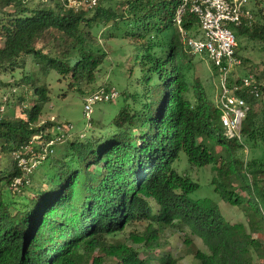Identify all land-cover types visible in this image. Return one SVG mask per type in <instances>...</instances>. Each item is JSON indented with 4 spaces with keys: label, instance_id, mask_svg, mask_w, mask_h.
Listing matches in <instances>:
<instances>
[{
    "label": "trees",
    "instance_id": "trees-1",
    "mask_svg": "<svg viewBox=\"0 0 264 264\" xmlns=\"http://www.w3.org/2000/svg\"><path fill=\"white\" fill-rule=\"evenodd\" d=\"M253 2L252 22L243 18L230 26L237 39L264 46V0ZM182 3L101 0L75 9L67 0H0V75L12 78L0 80L8 89L0 111V264H103L99 249L115 264H178L182 257L157 249L164 245L161 231L180 226L202 239L206 249L194 253L200 264H257L261 248L253 234L264 233V79L255 72L261 95L247 98L242 138L227 137L203 82L190 81L189 52L174 26ZM196 26L197 16L187 9V36ZM101 29L107 45L128 38L134 47L121 107L106 122L88 119L101 132L62 134L63 123H41L52 100L50 76L56 73L74 90L83 81L95 83L107 56ZM64 137L58 155L52 153L56 143L45 152L49 141ZM246 142L261 153L246 160ZM181 152L193 166H213L215 192L239 208L247 224L230 222L213 198L191 197L200 185L175 168ZM18 154L41 162L26 173ZM133 223L144 227L133 235L144 258L134 246L109 240Z\"/></svg>",
    "mask_w": 264,
    "mask_h": 264
},
{
    "label": "rangeland",
    "instance_id": "rangeland-1",
    "mask_svg": "<svg viewBox=\"0 0 264 264\" xmlns=\"http://www.w3.org/2000/svg\"><path fill=\"white\" fill-rule=\"evenodd\" d=\"M254 7L253 0L249 3V9ZM199 27H193L189 31V35H198ZM236 33V30H234ZM237 34V33H236ZM107 36L106 29H101L99 31V43L102 46L103 52L107 53L106 61L102 64L95 83L81 82V90H74L67 81L58 80V75L52 73L50 76V86L52 88V100H50L49 105L46 109L45 114L41 117V123L46 121H58L63 123L59 126V131L62 134L71 136L75 133H81L84 136H88L90 132L98 133L100 130L89 125L88 119L84 113V97L87 93L93 92L101 86H113L122 94L123 89L127 86L130 81L129 70L131 68V62L129 61L130 56L134 51L130 40L126 39H112L109 40V45L105 43V37ZM184 36V35H183ZM187 36V34L185 35ZM237 54L243 60V64L240 68L241 73L247 74L249 72H257L259 77L264 79V46L248 41V39L238 36L237 39ZM47 46H53V40L51 36H48ZM3 45V40L0 39V46ZM56 47L59 48L58 43H55ZM188 59L186 60L189 70L188 75L190 81L193 83L196 78L201 80L212 99L213 103L216 105V98L220 93L221 76L218 69L215 68L214 64L210 59L204 54H192L188 53ZM244 58L247 59L244 60ZM33 67V66H32ZM31 69V65H30ZM136 75V70L131 78L134 82ZM260 78V79H261ZM1 81H12L9 76L0 75ZM264 82V81H263ZM131 87V86H129ZM133 87V86H132ZM132 87L130 89H132ZM8 89H3L0 87V97ZM62 96H57V95ZM3 95V96H2ZM194 103L196 99L189 93L187 95ZM0 98V101L2 100ZM35 97L29 100V103L34 101ZM121 104L119 98L111 102H101L95 105V110L93 113V118L100 119L102 122L107 121V116L111 118L114 117ZM262 113L264 114V97L260 101V106ZM8 110V109H7ZM55 133V130H52ZM55 151L52 152L53 155H58L60 150H62L66 144V138H60L58 143L56 142ZM58 152V153H57ZM261 153V148L253 146L246 142L242 155L246 160H250L253 155H259ZM175 168L182 174L190 176L192 179L199 183V188L191 195L193 199L210 197L216 200L222 210L225 217L232 223L243 222L247 224L246 215L241 212L237 207H232L230 204L225 203L221 199L218 193L215 192V185L212 183V179L215 176V170L212 165L197 167L193 166L185 152H181L179 160L174 164ZM247 199L245 192L240 191ZM143 226L138 223H133L131 225L125 226L124 231L114 238H109L110 241H121L126 242L129 245L134 246L138 249L141 258L146 255L145 250L142 249V245L133 241V235H136L138 231L143 230ZM253 236L259 240L261 252L258 253V259L256 258L257 264H264V233H254ZM191 240L192 243L188 244L186 240ZM161 241L164 244L163 247L157 249L162 253H171L173 256L182 257L178 264H200L199 260L195 257V251L200 249H206L202 239L198 238L196 235L192 234L190 230L186 227L179 228H165L161 231ZM96 257L103 260V264H115L117 260L115 258L106 255L102 250H97L95 252ZM153 264H159L157 259H152Z\"/></svg>",
    "mask_w": 264,
    "mask_h": 264
},
{
    "label": "built area",
    "instance_id": "built-area-1",
    "mask_svg": "<svg viewBox=\"0 0 264 264\" xmlns=\"http://www.w3.org/2000/svg\"><path fill=\"white\" fill-rule=\"evenodd\" d=\"M101 0H67V5L75 9L92 8ZM250 0H183L177 9L174 26L184 35L185 49L192 54H204L218 69L221 76L220 93L216 104L221 111V122L227 137L241 136V128L247 116L249 104L247 98H259L260 85L258 76L249 72L243 74L240 68L243 60L237 54V37L230 25H240L243 18L251 23L254 16L249 9ZM187 9L194 13L199 21V34L185 36L182 27L183 16ZM117 89L100 88L84 98V113L91 119L95 105L105 101H113L119 97ZM6 97L0 101V111L5 109ZM38 138L35 136L34 139ZM54 142V143H53ZM56 140L49 141L45 146L54 145ZM19 165L29 173L41 160L32 156L26 158L17 155ZM44 158V156H42ZM17 182H20L18 179Z\"/></svg>",
    "mask_w": 264,
    "mask_h": 264
}]
</instances>
